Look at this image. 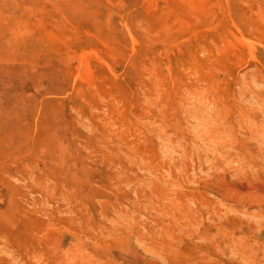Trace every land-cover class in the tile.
I'll return each mask as SVG.
<instances>
[{
    "label": "rangeland",
    "instance_id": "rangeland-1",
    "mask_svg": "<svg viewBox=\"0 0 264 264\" xmlns=\"http://www.w3.org/2000/svg\"><path fill=\"white\" fill-rule=\"evenodd\" d=\"M0 264H264V0H0Z\"/></svg>",
    "mask_w": 264,
    "mask_h": 264
}]
</instances>
